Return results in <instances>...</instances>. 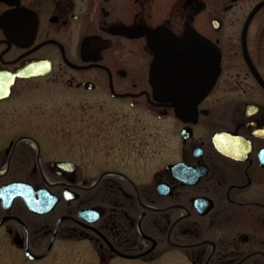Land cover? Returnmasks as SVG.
Masks as SVG:
<instances>
[{
    "label": "flooded vegetation",
    "instance_id": "1",
    "mask_svg": "<svg viewBox=\"0 0 264 264\" xmlns=\"http://www.w3.org/2000/svg\"><path fill=\"white\" fill-rule=\"evenodd\" d=\"M263 2L0 0V237L37 260L67 236L99 264H264ZM159 29L221 54L188 122L153 97Z\"/></svg>",
    "mask_w": 264,
    "mask_h": 264
},
{
    "label": "water",
    "instance_id": "2",
    "mask_svg": "<svg viewBox=\"0 0 264 264\" xmlns=\"http://www.w3.org/2000/svg\"><path fill=\"white\" fill-rule=\"evenodd\" d=\"M263 5L264 2L257 9ZM147 34L153 53L149 71L153 97L170 104L176 115L188 122L219 77L220 51L196 31H189L183 37L166 29L147 30ZM27 256L37 259L30 253Z\"/></svg>",
    "mask_w": 264,
    "mask_h": 264
},
{
    "label": "rangeland",
    "instance_id": "3",
    "mask_svg": "<svg viewBox=\"0 0 264 264\" xmlns=\"http://www.w3.org/2000/svg\"><path fill=\"white\" fill-rule=\"evenodd\" d=\"M49 242L47 240L45 246L34 254L37 256L46 254ZM91 245L92 243L80 242L71 237H61L43 260L30 261L24 253L12 247L8 240L0 237V264H99V258ZM112 264L137 263L112 261Z\"/></svg>",
    "mask_w": 264,
    "mask_h": 264
}]
</instances>
